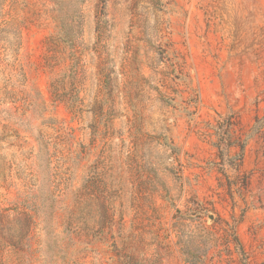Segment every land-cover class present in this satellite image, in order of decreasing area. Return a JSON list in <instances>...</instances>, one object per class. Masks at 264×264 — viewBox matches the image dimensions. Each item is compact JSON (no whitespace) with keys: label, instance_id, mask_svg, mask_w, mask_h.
Returning <instances> with one entry per match:
<instances>
[{"label":"rangeland","instance_id":"1","mask_svg":"<svg viewBox=\"0 0 264 264\" xmlns=\"http://www.w3.org/2000/svg\"><path fill=\"white\" fill-rule=\"evenodd\" d=\"M0 264H264V0H0Z\"/></svg>","mask_w":264,"mask_h":264}]
</instances>
